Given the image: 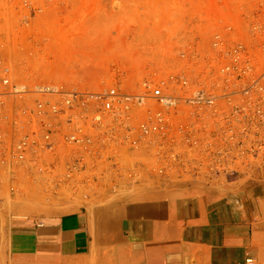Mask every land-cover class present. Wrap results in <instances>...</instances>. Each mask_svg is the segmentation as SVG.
I'll return each mask as SVG.
<instances>
[{
  "label": "rangeland",
  "instance_id": "1",
  "mask_svg": "<svg viewBox=\"0 0 264 264\" xmlns=\"http://www.w3.org/2000/svg\"><path fill=\"white\" fill-rule=\"evenodd\" d=\"M24 1L0 0V40L11 35L13 55L25 57L39 80L94 88L115 84L124 90L183 67L193 72L195 52L214 58L215 36L232 38L229 22L240 15L238 0H27L37 10L22 20ZM249 120L248 142L206 139L198 152L187 154L180 169L160 173L150 159L130 153L107 160L96 182L101 187H27L19 181L21 187L12 188V180L0 173V264L18 261L14 233L20 224L72 206L100 217L99 209H112L119 197L140 199L168 184L194 180L235 196L248 190L256 202L262 199L255 210L264 216V139L256 135L264 137V115L257 114L255 103ZM49 178L46 174L43 181ZM96 224L116 231L113 220ZM92 246L94 252L79 264H117V243L95 237Z\"/></svg>",
  "mask_w": 264,
  "mask_h": 264
},
{
  "label": "built area",
  "instance_id": "2",
  "mask_svg": "<svg viewBox=\"0 0 264 264\" xmlns=\"http://www.w3.org/2000/svg\"><path fill=\"white\" fill-rule=\"evenodd\" d=\"M24 3L27 20L37 9ZM238 7L239 18L228 25L232 38L215 36L214 58L197 50L193 72L168 71L130 90L43 82L25 57L13 55L11 35L4 36L0 173L12 188L21 187L19 181L27 187H101L96 182L105 162L128 153L150 159L164 173L182 168L206 139L248 142L252 103L264 115V0H238ZM46 174L50 178L43 181Z\"/></svg>",
  "mask_w": 264,
  "mask_h": 264
},
{
  "label": "crops",
  "instance_id": "3",
  "mask_svg": "<svg viewBox=\"0 0 264 264\" xmlns=\"http://www.w3.org/2000/svg\"><path fill=\"white\" fill-rule=\"evenodd\" d=\"M168 185L140 199L119 197L112 209H99L100 217L72 206L20 224L16 264L82 263L95 237L117 243V264H264V216L255 210L262 199L194 180ZM112 220L114 232L97 227Z\"/></svg>",
  "mask_w": 264,
  "mask_h": 264
}]
</instances>
